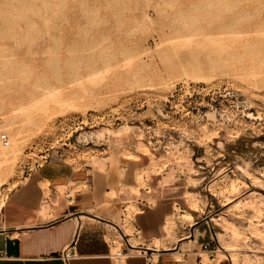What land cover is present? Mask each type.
<instances>
[{
	"label": "rangeland",
	"instance_id": "1",
	"mask_svg": "<svg viewBox=\"0 0 264 264\" xmlns=\"http://www.w3.org/2000/svg\"><path fill=\"white\" fill-rule=\"evenodd\" d=\"M176 1L0 0V205L40 165L101 173L211 233L199 264H264V0Z\"/></svg>",
	"mask_w": 264,
	"mask_h": 264
},
{
	"label": "crops",
	"instance_id": "2",
	"mask_svg": "<svg viewBox=\"0 0 264 264\" xmlns=\"http://www.w3.org/2000/svg\"><path fill=\"white\" fill-rule=\"evenodd\" d=\"M102 176L50 165H40L28 174L0 205V264L200 263L201 245L211 242V233L205 237L204 229L197 236L201 225L177 221L167 235L169 201L149 194L148 188L139 189V195L120 190L123 182L107 183ZM129 202L134 207L129 223L136 244L119 231L124 204ZM189 242L194 243L192 249L185 247ZM113 249L120 255L113 254ZM63 250L73 252L74 257L62 259Z\"/></svg>",
	"mask_w": 264,
	"mask_h": 264
},
{
	"label": "bare ground",
	"instance_id": "3",
	"mask_svg": "<svg viewBox=\"0 0 264 264\" xmlns=\"http://www.w3.org/2000/svg\"><path fill=\"white\" fill-rule=\"evenodd\" d=\"M177 1H179V0H177ZM177 1H176V2H177ZM182 1H183V0H182ZM184 1H185V0H184ZM186 1H187V0H186ZM186 1H185V2H186ZM111 3H112V2H111ZM174 3H175V2H174ZM175 4H176V3H175ZM187 4H189L188 1H187ZM176 5H177V4H176ZM178 5H179V4H178ZM184 5H185V4H184ZM184 5H183V7H184ZM189 5H190V4H189ZM126 6H127V5H126ZM121 7H122V6H121ZM151 7H152V6H151ZM185 7H186V5H185ZM152 9H153V8H152ZM183 9H185V8H183ZM202 9H203V8H202ZM153 10H154V9H153ZM179 10H180V8H179ZM188 10H190V9H189V8H188V9L186 8V10H185L184 12L186 13ZM203 10H204V9H203ZM114 11H115V10H114ZM181 11H182V10H181ZM178 12H179V11H178ZM181 13H182V12H181ZM144 16H145V17H148V16H149V13L146 12ZM183 16H184V15H183ZM212 19H213V18H212ZM182 21H183V20H182ZM188 21H189V19H188ZM107 22H108V21H107ZM192 22H193V21H192ZM104 23H105V22H104ZM177 23H178V22H177ZM118 24H119V23H118ZM190 24H191V23H190ZM192 24H193V23H192ZM192 24L189 25V26H192ZM209 24H211V23H209ZM214 24H215V23H214ZM223 24H225V23H222V25H219V26H221V27H218V28H220V29H224V28H225V29H226V27L223 28V26H226V25H223ZM230 24H231L232 26L234 25V24H232V22H230ZM230 24H229V26H231ZM115 25H116V24H115ZM119 25H120V24H119ZM194 25H195V24H194ZM211 25H212V24H211ZM216 25H217V24H216ZM101 26H102V25H101ZM176 26L179 27L178 25H176ZM205 26H208V24H206ZM209 26H210V25H209ZM229 26L227 25L228 30H230V29H229ZM115 27H116V26H115ZM117 27H118V25H117ZM117 27H116V28H117ZM169 27H170V25H169ZM192 27H193V26H192ZM179 28H181V27H179ZM186 28H188V27H186ZM193 28H194V27H193ZM193 28H192V29H193ZM197 28L199 29L200 27H197ZM170 29L173 30V29H175V28L173 27V29H172V28H170ZM177 29H178V28H177ZM194 29L196 30V28H194ZM194 29L192 30V32L194 31ZM198 29L196 30V31H198L197 34H200L201 32H199ZM212 29H213V28H212ZM220 29H219V30H220ZM225 29H224V30H225ZM114 30L117 31L116 29H114ZM183 30H184V28H183ZM224 30H223V33L227 34L228 31H227V32H224ZM185 31L187 32V29H185ZM190 31H191V30H190ZM190 31L187 33V35L189 34L191 39L195 38V37L191 36V35H193V33H191ZM220 31H221V30H220ZM168 32H169V30H168ZM171 32H172V31H171ZM171 32H169V34H170ZM176 32H177V30H176ZM194 32H195V31H194ZM204 32H206V30H204ZM209 32H210V31H209ZM230 32H231V30H230ZM230 32H229V33H230ZM164 33H165V32H164ZM164 33H163L162 35L165 36ZM190 33H191V34H190ZM213 33H214V32H213ZM216 33H217V31H216ZM218 34H220V32H218ZM225 34H224V36H229V35H230V34H229V35H225ZM240 34H241V33H240ZM240 34H239V35H240ZM173 35H175L174 32H173ZM187 35H186V33H185L184 37H182V36H183L182 34H181V36L178 35L179 37H181V39H183V42H178L177 44H180L181 47H183V50H186V45L188 44L187 41H185V43H187V44L184 43V38H185ZM189 35H188V37H186V38H189ZM221 35H222V33L220 34V38L222 37ZM237 35H238V34H237ZM237 35H236V37H237ZM241 35H242V34H241ZM243 35H244V34H243ZM194 36L197 37V35H195V34H194ZM198 36H199V35H198ZM207 36H208V34L204 36V39H203V40H205V37H206V39H207V38H208ZM209 36H210V35H209ZM214 36H215V35H214ZM224 36H223V37H224ZM244 36H245V35H244ZM167 37H169V36L167 35V36H166V39H168ZM210 37H213V35H211ZM218 37H219V35H218ZM218 37L216 36V37H213L212 39H214V38L217 39ZM231 37L233 38V36H230L229 39H230ZM238 37H240V36H238ZM176 38H178V37H174L173 39H171V40L169 39V40H170V42L176 43V41L174 42V40H176ZM186 38H185V39H186ZM202 38H203V36H202ZM220 38H219V39H220ZM224 38H225V37H224ZM181 39H180L179 41H181ZM198 39H199V38H198ZM198 39L196 38V39H194V41H195V40H198ZM212 39H209V40L211 41V43H212ZM219 39L217 40L218 42H216V43H218V44L220 43L219 46H221V48H222V46H224L225 43L223 42V45H222V44H221L222 41L219 40ZM229 39L227 38L226 41H228ZM234 39H235V38H234ZM234 39H233L232 42H230V43L234 44V42H235V43L240 44V45H241V44H244V43H246V45H247V43H248V46H249V43L251 42L250 39H249L248 37L239 38L238 40H236V39L234 40ZM241 39H242V40H241ZM172 40H173V41H172ZM177 40H178V39H177ZM200 40H201V39H200ZM200 40H198V41H196V42L199 43ZM203 40H202V41H203ZM240 40H241V41H240ZM166 41H167V40H166ZM188 41L190 42V39H188ZM194 41H192V42H194ZM202 41H200V43H201ZM210 41H209V42H210ZM214 41H215V40H214ZM219 41H221V42H219ZM223 41H224V40H223ZM226 41H225V42H226ZM229 41H231V39H230ZM233 41H234V42H233ZM237 41H240V42H237ZM163 42H165V41H163ZM167 42H168V41H167ZM167 42H166V43H167ZM192 42H190V43H192ZM205 42H206V40H205L204 42H202V45H201V46H203V44H204ZM209 42L207 41L208 44H209ZM168 43H169V42H168ZM194 43H195V42H194ZM200 43H199V45H200ZM211 43H210V44H211ZM214 43H215V42H214ZM226 43H227V42H226ZM228 43H229V42H228ZM228 43H227V45H229ZM192 44H193V43H192ZM210 44H209V45H210ZM252 44H253V43H252ZM252 44L250 43L251 46H249V48L246 47V46L244 47V48H245V52H246V51H249V52L251 51L250 48L252 47ZM169 45H170V43H169ZM173 45H174V44H171L170 46H168V44H167V47H171V46H173ZM180 45H179V47H180ZM205 45H206V44H205ZM215 45H217V44H215ZM227 45L225 44V46H227ZM244 45H245V44H244ZM193 46H194V44H193ZM193 46H191V47H193ZM219 46H218V47H219ZM225 46H224V47H225ZM254 46H255V45H253V47H254ZM260 46H261V45H260ZM260 46H259V47H260ZM173 47H174V46H173ZM228 47H229V46H228ZM241 47H242V45H241ZM253 47H252V48H253ZM255 47H258V46H255ZM219 48H220V47H219ZM225 48H226V47H225ZM247 48H248L249 50H247ZM252 48H251V49H252ZM260 48H261V47H260ZM167 49H168V48H167ZM172 49H173V48L171 47V50H172ZM231 49H232V48H231ZM253 49H254V48H253ZM253 49H252L253 53H254V50H255V49H257V50L260 51L259 48H255L254 50H253ZM171 50H170V51L167 50L168 53L171 52ZM226 50H227V49H226ZM226 50H225V51H226ZM228 50H229V49H228ZM257 50H255V53L257 52ZM172 51H173V50H172ZM175 51H176V50L174 49V52H175ZM188 51H189V50H187V52H188ZM225 51H224V52H225ZM261 51H262V50H261ZM261 51H260V52H261ZM174 52H173V53H174ZM190 52H191V51H190ZM221 52H222V50H221ZM227 52H228V53H232V52H229V51H227ZM173 53H172V55H173ZM188 53H189V52H188ZM233 53H234V52H233ZM235 53H236V52H235ZM250 53H251V52H250ZM182 54H183V53H182ZM222 54H224V53L222 52ZM236 54H239V53H236ZM256 54H257V53H256ZM172 55H169V56L171 57ZM232 55H233V54H232ZM234 56H236V55L234 54ZM249 56H250V55H249ZM251 56H252V55H251ZM110 57H111V56H110ZM228 57H229V56H228ZM254 57L257 58V57H258V54H257V57H256L255 54H254V56H252V58H254ZM255 58H254V59H255ZM249 59H250V58H249ZM254 59H253V60H254ZM250 60H252V59H250ZM256 60H257V59H256ZM139 61H140V59H139ZM142 63H143V62H142ZM142 63L140 62V64H142ZM187 63H188V62H187ZM143 64H144V63H143ZM107 68H108V67H107ZM94 70H95V69H94ZM94 70H93V71H94ZM11 118H12V117H11ZM15 118H16V117H15ZM8 119H10V118H8ZM8 119H6L5 121H8ZM12 119L14 120V117H13ZM13 120H9V121H8L9 123H11V124H8L9 126L12 125ZM10 121H11V122H10ZM15 121H16V120H15ZM5 123H7V122H5ZM16 123H18V122L16 121ZM16 123H14V125H15ZM21 123H22V122H21ZM19 124H20V123H18V128L21 127V125H20V127H19ZM9 126H8V129L10 128ZM15 126H17V125H15ZM14 130H16V131H14L13 134L16 132L17 136H19V130H18V129H14ZM22 130H23V129H22ZM8 131H10V129H9ZM11 133H12V132H11ZM16 134H14L13 137H15ZM21 134H22V133H21ZM23 136H24V135H23ZM11 137H12V136H11ZM13 137H12V138H13ZM12 138H11V140H12ZM15 138H16V139H15ZM15 138H14V139L17 141V137H15ZM18 138H20V136H19ZM20 142H21V141H19V143H20ZM12 143L14 144V142H12ZM12 143H11V144H12ZM16 145H17V144H16ZM12 146H13V145H12ZM17 146H18V145H17ZM10 148H11V147H10ZM13 148H14V147H13ZM4 149H5V148H2V150H4ZM2 150H1V151H2ZM11 150H12V149H11ZM11 150H10V151H11ZM8 151H9V150H8ZM8 151H6V149H5V152H8ZM8 153H10V152H8ZM11 154H12V153H11ZM11 158H12V156H11ZM6 162H7V161H6ZM6 164H7V163H6ZM8 165H9V164H8ZM9 166H10V165H9ZM12 166H13V165H12ZM8 169H9V168H8ZM194 207H195V206H194ZM170 224H171V223H170ZM169 234H170V233H169ZM234 260H235V259H234Z\"/></svg>",
	"mask_w": 264,
	"mask_h": 264
},
{
	"label": "built area",
	"instance_id": "4",
	"mask_svg": "<svg viewBox=\"0 0 264 264\" xmlns=\"http://www.w3.org/2000/svg\"><path fill=\"white\" fill-rule=\"evenodd\" d=\"M0 146L2 148H7L9 146V138L6 133H0ZM201 252L206 253L209 257L213 256V253L215 252L214 247L210 245V243H203L201 245ZM116 256L120 255V252L115 253ZM60 257L64 260H69L74 257V253L70 252L68 250H63L60 253Z\"/></svg>",
	"mask_w": 264,
	"mask_h": 264
}]
</instances>
